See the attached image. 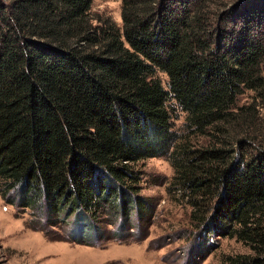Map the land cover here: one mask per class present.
<instances>
[{"label": "trees", "instance_id": "16d2710c", "mask_svg": "<svg viewBox=\"0 0 264 264\" xmlns=\"http://www.w3.org/2000/svg\"><path fill=\"white\" fill-rule=\"evenodd\" d=\"M91 1L0 0L1 197L43 231L144 213L136 165L163 156L190 231L264 264V0Z\"/></svg>", "mask_w": 264, "mask_h": 264}, {"label": "rangeland", "instance_id": "374dc122", "mask_svg": "<svg viewBox=\"0 0 264 264\" xmlns=\"http://www.w3.org/2000/svg\"><path fill=\"white\" fill-rule=\"evenodd\" d=\"M233 1L209 0L210 9ZM119 2L92 0L91 11L119 23ZM136 169L137 193L147 205L140 214L126 208L75 218L62 211L57 225L43 231L33 225L48 217L44 206L38 219L0 195V264H221L222 253L245 250L232 237L190 231L188 205L165 189L171 167L163 156L144 158Z\"/></svg>", "mask_w": 264, "mask_h": 264}]
</instances>
